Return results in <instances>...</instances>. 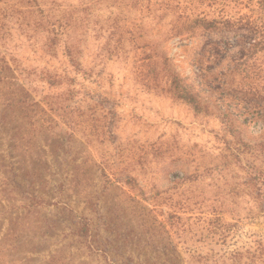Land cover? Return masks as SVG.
I'll use <instances>...</instances> for the list:
<instances>
[{
  "label": "rangeland",
  "instance_id": "374dc122",
  "mask_svg": "<svg viewBox=\"0 0 264 264\" xmlns=\"http://www.w3.org/2000/svg\"><path fill=\"white\" fill-rule=\"evenodd\" d=\"M5 1L2 52L48 113L32 141L0 138V264H264V214L236 186L261 131L232 90L254 76L214 66L201 36L170 37L172 15L139 0ZM42 10L60 32L50 53Z\"/></svg>",
  "mask_w": 264,
  "mask_h": 264
},
{
  "label": "trees",
  "instance_id": "16d2710c",
  "mask_svg": "<svg viewBox=\"0 0 264 264\" xmlns=\"http://www.w3.org/2000/svg\"><path fill=\"white\" fill-rule=\"evenodd\" d=\"M0 1L7 3L5 0ZM137 3L141 9L154 11L159 19L172 15L169 23L170 37H203L202 54L207 53L208 60L214 66L230 58L236 62L239 72L244 73L243 76H254L256 79L246 86H236L232 90L238 102L244 104L243 108L252 116V120L260 124L261 131L259 136L261 141L250 146L252 160L245 163L243 159L238 158L240 173L236 186L240 190L249 189L248 193L253 198L255 209L264 214V0H139ZM243 7H247L250 13H242ZM4 9L0 7V138L6 133L14 134L16 140L13 145L16 147L15 145L21 146L32 141L34 133L39 132L44 125L45 120L41 114L48 112L38 101L31 98L27 88L20 83L18 76L21 74V65L15 58L9 59L2 52L1 46H6V43L11 41V29L5 28L7 22L4 21L6 15L4 12L7 10ZM42 12L46 14L43 27L48 33L44 42L47 46L45 52L50 53L57 50L60 32L52 22L53 16L45 10ZM66 49V55L70 61H74L72 48L69 46ZM161 60L167 65L166 57ZM164 68L167 70L166 67ZM64 74L68 73L48 72L49 76ZM167 76H171L168 90L176 98L188 102L195 110L201 111L202 103L198 95L184 84L178 73L169 69ZM52 81V84L56 85L57 81ZM15 120L20 122L13 131ZM47 121L56 120L49 118ZM9 144L11 143L8 140L6 146ZM26 145L29 147V144ZM1 168H3L2 163H0ZM35 172L33 171V174ZM73 175L77 183L82 181L78 182L75 172ZM102 176L113 184L114 181L109 175L105 173ZM34 181L33 178L32 182ZM37 198L45 200L44 197ZM87 225L89 223L86 220L85 227Z\"/></svg>",
  "mask_w": 264,
  "mask_h": 264
}]
</instances>
